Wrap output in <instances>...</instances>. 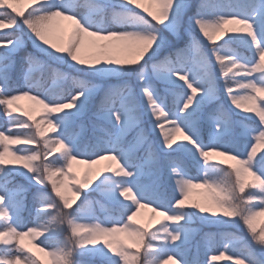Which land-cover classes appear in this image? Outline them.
I'll use <instances>...</instances> for the list:
<instances>
[{"label":"snow or ice","instance_id":"1","mask_svg":"<svg viewBox=\"0 0 264 264\" xmlns=\"http://www.w3.org/2000/svg\"><path fill=\"white\" fill-rule=\"evenodd\" d=\"M61 20L72 23L66 40ZM182 33L185 47L161 59L174 48L166 34ZM193 51L195 67L186 61ZM45 67L54 85L71 86L42 90L32 73ZM22 98L42 109L40 120L19 110ZM88 112L103 135L82 147L75 128ZM0 115V264H45L37 253L47 264H83L85 256L101 264H197L185 253L194 219L244 233L240 247L225 244L210 264L225 256L264 264V224H256L264 216V0H0ZM214 156L235 163L225 167ZM102 161L110 163L94 173ZM74 164L87 165L82 178ZM190 165L203 177L190 175ZM195 188L212 192L209 204L189 202ZM30 192L36 221L28 227L21 211ZM97 193L110 205L101 204L103 219L93 212ZM143 208L160 225L155 231L136 223Z\"/></svg>","mask_w":264,"mask_h":264},{"label":"rangeland","instance_id":"2","mask_svg":"<svg viewBox=\"0 0 264 264\" xmlns=\"http://www.w3.org/2000/svg\"><path fill=\"white\" fill-rule=\"evenodd\" d=\"M84 2H85V0H79V3H81V4H84ZM94 2L98 3V4H103L104 0H94ZM144 6L145 7H150V5L147 4V3H145ZM151 7H152L153 10H155L156 6H151ZM118 10L119 9H117V11ZM81 11L89 12L91 10L88 9V8H82ZM97 18L99 19V17H97ZM59 27L61 29L60 36H61L62 40H66L67 39V35H68L69 31L72 28V23L70 21H67V20H61V21H59ZM227 27H238V25H228ZM166 35L169 38L170 37L173 38L170 41V43L176 41V44L182 43L183 46L185 47V43H186L188 37L186 35H184L183 33L181 34V37L179 39H177L175 36H173L171 34H166ZM195 38H196L197 41H199V43L202 46L204 51H209L210 50V44L208 42H206L205 39L202 36H200L198 33H196L195 34ZM58 42H61V41H58ZM219 43H223V41H219ZM233 47L237 51L241 52V54L248 55L247 50H245L243 48H240L239 45H233ZM239 49H241L243 51H241ZM28 51H34L32 49V47H31V45L28 46ZM168 51H169L168 47H165L161 51V54H160L161 58L165 57L166 56V52H168ZM172 58L175 59V56H172ZM39 59L41 61H44L45 63H47L46 57L39 56ZM19 60H20V57L18 55L16 57L17 67L15 69H13V71L11 72V76H12L13 80L17 79V77L19 76V71H18V69H19ZM196 60H197V57H196V54H195L194 51L187 53L186 61L189 64V66L195 67ZM53 67H59L61 72L68 71V69L66 67H64V66L53 65ZM62 68L65 69V71ZM26 70H27V65H25V71ZM40 74H39V72H35L34 71L32 73V80H33V83L43 85V89L42 90L48 89V90H51V93H54V92L59 93L62 90L60 88H56V89L52 90L54 77H53L51 71L47 67L44 68V74H42V77H39ZM73 75H75V74L73 73ZM38 78L41 79V81H39ZM219 80L220 79L217 78L218 82H219ZM112 83L113 84L119 83V81L113 80ZM129 83L131 84V86L133 87L135 92L138 94L139 93V89L136 86L135 81L131 80V81H129ZM70 86H71L70 82H64L62 87L64 89H67ZM157 86L160 87V88H163V85L160 84L159 82H157ZM33 94H35V91L33 92ZM169 102H171V97H169ZM16 103L19 106V110L20 111H32L34 119H36V120H40L41 119L42 109L38 105H35L33 101L28 100L27 98H22L21 100L17 101ZM92 103H94V101ZM219 103L223 104L225 107H227L229 105V101L225 98L223 92H221L219 94ZM144 119H145V128H150V125L147 122V117H145ZM96 123H97V125L100 124L99 121H97ZM90 124L93 125V120H92L91 112H88L80 121H78V126L75 128V132L79 133L81 135V137H82V147H83V145L88 144L89 142H93L94 143L95 142V138L97 136H102L103 135L102 130H100L99 128L95 132H94L93 129H92V131H89L90 130V127H89ZM4 126H6V117L0 115V127H4ZM48 135L49 136H53L55 134L54 133H48ZM152 138L155 139V136L153 135ZM212 160H213V162L223 160V161H225V165L234 164L235 163V161L228 160L224 156H214L212 158ZM108 163H110V162L109 161H102L100 164L94 165L93 166L94 173L96 171H99L100 169H102ZM112 163H113V167H115L114 162H112ZM86 170H87V165H83V164L76 165V164H74V166H73V171H75L77 173V175L79 177H81V178L83 177V175H84ZM190 175H193V176L199 175L200 177H203V172L202 171H198L197 168L192 167L190 165ZM17 182L18 183H22V184H26V182L24 180H20L18 177H17ZM144 182L147 183L148 181L145 180ZM73 183H75V181L70 179L69 180V184L71 185ZM208 191L209 190L207 188H195V189H193V191H192V193L190 195L189 202L190 203L199 202V203L204 204V205L209 204V202L207 201V197L212 195V194L210 193V195H208L207 194ZM69 194L71 195V193H69ZM91 199H93L94 201H99V203H95L94 206H93V212H94V214L97 217H99L100 219H103L106 215H108V213H106L101 208V204H103L105 208L110 207V205L105 200H103L99 196L98 193L97 194H93ZM79 203H80V201L78 200L77 204L74 205V207L79 205ZM21 218H22V221L24 222V224L26 226H28V227L32 226V224L36 221L35 210L32 207V195H31V192L28 194L27 199H26V209L21 211ZM46 219H47V217H42L40 219V222L43 223L44 220H46ZM156 219L160 220L162 218L156 217ZM135 220H136V223L138 225L148 224V225H151V226H155L156 228L160 227V225L157 224L155 222V220H153V214L151 213L150 209H147V208L141 209L139 215L137 217H135ZM202 224H206V223H202V222H199L198 220L194 219L191 227H192L193 230H195L197 228H200L202 226ZM256 224H257L258 228L262 224H264V216L258 217L257 221H256ZM120 239H122L125 244L130 245L132 243V241L126 235H121ZM192 241L193 240H191V242L189 243V246L185 250V253L187 255V254H189L191 252L190 255H191L192 258L190 260L191 261H196L197 264H210V261H209L208 258L211 255H213V254H219L220 253L219 250L214 246V244H212L211 241L208 240V238L206 239V242H205L206 245L204 246L202 251L196 245L195 246H191L193 244ZM38 242L39 241L37 240L36 243H38ZM23 243L25 244V246L31 248L32 251H36V249L32 246V242L28 238H25ZM225 244L229 245L227 240H223L221 242L220 248H221L222 251L224 249ZM229 247H230V245H229ZM189 249L191 251H189ZM37 255H40L41 259L45 262V264H47V260H48L47 257H44L43 254H41V253H37ZM81 259H82L83 264H86L85 262L88 261V260H91V261H93L96 264H101V258L100 257L85 256V257H82ZM221 259H226L228 264H233V262L232 261H228L226 257H221Z\"/></svg>","mask_w":264,"mask_h":264},{"label":"trees","instance_id":"3","mask_svg":"<svg viewBox=\"0 0 264 264\" xmlns=\"http://www.w3.org/2000/svg\"><path fill=\"white\" fill-rule=\"evenodd\" d=\"M172 39H173L172 37L169 38L170 41ZM171 44L174 45V48L168 47L169 51L166 52V56H168L170 53L172 54V56H175V54H174L175 48H183L184 47L182 43L176 44V41L171 42ZM239 50H241V49H239ZM241 51H243V50H241ZM161 59H163V58H161ZM63 70L65 71V69H63ZM35 72H39V74L41 73L39 75V77H42V74H44V68L43 69H37ZM217 78H219V76ZM38 80L40 81L41 79L38 78ZM63 84H64L63 81L58 82L55 85L53 84L52 90L56 89V88L64 89L62 87ZM54 93H57V92H54ZM93 101H94L93 105L98 104L99 103V96L94 97ZM90 126L92 128L93 125H90ZM224 166L226 167L227 165H224ZM217 175H221V174L217 173ZM19 179L23 180L22 178H19ZM210 193L212 194V192L208 191L207 194L210 195ZM211 196L212 195L207 197V201L209 203L211 201ZM141 226H144L149 231H155L156 230L155 226H151L148 224H144ZM193 231L194 232H192V238H191V240H193L192 243L194 242V245H195V243H197L198 244L197 246L200 248L201 251L204 248V246L206 245L205 242H206L207 238H208V240L211 241L212 244H214V246L217 249H220L221 242L223 240H227L229 243V240L225 239V237H229V238H231L233 236L237 237L238 239H233V240H231V243H229L230 247H236V248L240 247V240L244 239V233L243 232H241L239 229H237L235 227H231L229 225L202 224V226L200 228H197ZM191 240H190V242H191ZM194 245L192 244L191 246H194ZM189 251H191V250L189 249ZM219 252H221V250ZM190 254H191V252L186 255L189 260L192 258ZM85 263L86 264H96L91 260H88ZM215 264H228V263H227L226 259H220L219 261H216Z\"/></svg>","mask_w":264,"mask_h":264}]
</instances>
